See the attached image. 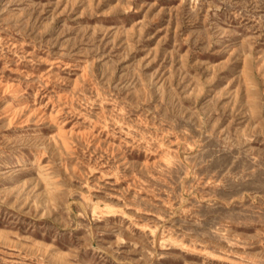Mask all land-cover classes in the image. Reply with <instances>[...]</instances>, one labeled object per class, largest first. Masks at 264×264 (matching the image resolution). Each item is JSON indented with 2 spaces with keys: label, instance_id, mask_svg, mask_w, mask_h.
Segmentation results:
<instances>
[{
  "label": "rangeland",
  "instance_id": "1",
  "mask_svg": "<svg viewBox=\"0 0 264 264\" xmlns=\"http://www.w3.org/2000/svg\"><path fill=\"white\" fill-rule=\"evenodd\" d=\"M0 264H264V0H0Z\"/></svg>",
  "mask_w": 264,
  "mask_h": 264
}]
</instances>
